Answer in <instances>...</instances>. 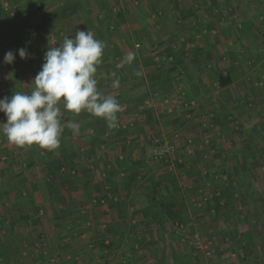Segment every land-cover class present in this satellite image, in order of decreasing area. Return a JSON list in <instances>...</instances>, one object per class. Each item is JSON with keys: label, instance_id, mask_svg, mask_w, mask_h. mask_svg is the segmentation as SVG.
<instances>
[{"label": "rangeland", "instance_id": "rangeland-1", "mask_svg": "<svg viewBox=\"0 0 264 264\" xmlns=\"http://www.w3.org/2000/svg\"><path fill=\"white\" fill-rule=\"evenodd\" d=\"M2 5L4 13L1 18L24 35L15 32L9 36L10 41L6 37L0 40V74L4 76L3 82L9 81L7 83L9 85L6 86L7 91L1 92L0 88V98L10 97L15 91L30 92L33 87L30 84L39 71L37 64L39 53L36 51L35 42L28 41V37L25 36L31 31L38 33L39 30L46 32L51 29L52 32H47L54 35V41L50 46L62 43L66 35L73 38L76 31H91L96 39L106 44L102 62L97 66L95 74L98 89L105 95L116 97L119 103L128 102L129 99L134 105L139 99L135 100L136 96H133L135 82L139 81L140 86L136 91L142 90L140 98L142 96L146 101L150 98L147 96L148 93H143V90L145 88L153 90L152 82L156 80L160 82L166 77V73L159 70L155 72L158 77L153 78L154 81L150 78V75L154 74V68L151 66L154 62L153 58L156 61L158 58L162 60V57L163 59L169 57L168 67H172L171 71H168L169 75L175 71L176 77L181 79L183 70L178 68L177 64L182 66V56L185 55L182 43L190 33L187 24L195 22L199 26L206 27L211 23L213 28L218 29V33L219 29H222L220 32L222 36L219 37L221 41L216 47L224 52L227 59L232 55L236 58L234 64L240 74L237 79L246 80L253 95H249L250 100L247 104L242 103L243 109H240L236 117L234 116L232 120L228 118L232 124L219 127L215 122L213 127L205 128L203 135H198L199 138L189 137L190 142L176 144L175 155L179 159L180 151L185 147L184 156L187 159H184L182 154L184 167L176 174H169L165 179L167 182L175 179L179 184L180 205L182 215L187 218L186 223H182V227L173 226L170 222L158 226L145 224L138 219L133 223L131 218L126 225L124 224L125 230L136 232L140 228L141 232L137 231V235H141L142 238L149 232V225H153L156 229L159 236L158 247L154 253L149 254L146 253L147 243L142 245L134 238L125 243L126 249L123 253L113 252L117 251V244L111 248L113 253H106L105 250L108 248L104 245L110 244L112 239L105 237L107 227L103 224L104 221H98L95 224L96 236L98 239L102 237V242H98L96 237L95 243L86 244L82 254L87 253V256H82L79 260L83 259L88 262L86 264H264V0H4ZM62 6H75L68 21H58L57 10ZM45 8L50 12L57 8V13L47 14L44 12ZM28 28L33 29L29 31ZM58 30L61 31L59 35ZM208 32L205 30L201 32V28L196 32L197 38L204 44L211 40L210 36L207 37ZM17 40L27 48L29 58L19 57L20 48L14 45V41ZM9 50L16 53L13 64L3 62L4 55ZM128 54H134L131 63L124 62ZM206 65L210 67L211 62ZM137 72L142 74L137 76ZM146 78L147 81L144 80ZM171 78L167 83L172 86L171 89L175 90L178 87L177 91L185 88L190 93L195 91L185 82L181 86L180 80L178 83L172 75ZM131 89L133 91H130ZM127 93H130L129 96ZM192 98L195 97L192 95ZM60 107L62 123L66 125L67 116L71 111L64 110L62 104ZM209 111L206 116L210 114L216 116L215 109L212 110L213 112ZM251 111L254 115L250 119L252 122L249 123L255 126L241 123V116ZM85 112L82 111L80 116ZM193 112V109L188 111L190 116L187 117L191 118ZM0 120H6L2 112H0ZM135 127L126 134L136 133L139 130L144 136L154 138L162 132L171 130L164 124L163 129L157 124H149L143 129L139 125ZM71 131L70 129L69 132ZM64 132L67 133V130L65 129L61 136V147L70 148L71 135ZM247 133L252 136L250 139L246 137ZM222 138L226 141L231 138L232 142L227 145ZM5 142L6 140L0 143V151L10 152L11 148L8 149L4 145ZM34 146L14 145L13 151L24 155L25 159L20 157L21 160L34 164V158L41 148L35 144ZM59 149L58 147L55 151L57 150L60 155ZM186 152L190 156H187ZM191 155L201 159L192 165ZM207 159L211 161L205 164L201 162ZM10 163L13 164V160ZM174 167H177V164ZM205 170L208 174L204 177ZM13 171H6L0 176V194H4L5 199V196L9 198L8 193H10L19 204L22 201L28 203L29 200L21 193L27 183V177ZM166 171L164 170V173ZM148 181L149 179L144 182ZM169 186L170 190L163 188L160 192L163 199L171 195L170 191L173 192V182ZM216 192L217 195L220 192L223 196L218 210L214 206L212 196ZM253 198L259 205L258 219L249 216ZM78 224L76 229L81 235L87 234V225ZM112 228L115 229L116 226ZM200 245L202 247H199ZM208 251L210 254L207 253ZM27 257L29 256L20 255L14 260L16 264H26ZM5 258L7 257L0 255V264H6Z\"/></svg>", "mask_w": 264, "mask_h": 264}, {"label": "crops", "instance_id": "crops-1", "mask_svg": "<svg viewBox=\"0 0 264 264\" xmlns=\"http://www.w3.org/2000/svg\"><path fill=\"white\" fill-rule=\"evenodd\" d=\"M0 2L3 4L4 0H0ZM56 9L54 8L52 12L46 9L44 12L54 15L58 12ZM1 17L0 40L6 37L10 41L9 36L15 32L23 35L20 30L6 23ZM194 23L187 24L190 33L182 43L185 55L182 56V66L177 64V67L183 70L182 80L176 77L175 71L170 74L178 83L181 82V86L185 82L189 88H194L195 91L190 93L186 88L177 91V87L167 93H153L150 89L145 88L143 93H148L147 96L150 99L147 98L148 100L144 101L142 96L140 98L142 90L141 92L136 91L140 83L138 81L139 85H137L138 83L135 82L137 86L134 85L133 96H136L135 100L139 98L140 101H135L134 105L129 102V99L128 102L120 103L121 111L117 113L118 127L114 129H110L104 119L95 117L88 112L81 116L80 113L73 114L71 112L67 116V122L74 121L79 127L75 131L71 129V132H69V128H64V131L66 129L67 133L71 135L69 142L71 147H68L67 150L68 163L62 161L60 167L57 163L56 168L49 171L45 164L50 158L58 159V156L60 157L57 150H54L51 155L48 150L39 148L40 151L36 154L38 159L34 158V164H31L33 162L27 163L25 160H21L22 157L25 159L23 154L14 153V144L9 143L7 138L0 134V143L6 140L4 145L8 149L11 148L10 152L0 151V176L6 171L12 172V170L16 174L26 176L27 183L21 193L25 199L29 200L28 203L22 201L19 204L10 193H8L9 198L5 196V199L4 194H0V255L7 257L5 258L6 264H16L14 259L20 255L29 256L26 264H86L88 262L79 259L82 256H87V253L82 254L85 245L89 242L95 243L98 239L95 229V224L98 221H104L103 224L107 227L106 235H104L106 238L112 239L110 244L104 245L108 248L105 250L106 253H123L126 249L125 243L130 242L131 238L138 239L139 243L145 238L148 248L146 253L155 252L159 236L153 225H149V232L143 238L141 235H137L140 228L136 232L135 230L130 232L129 229L125 230V225L131 218L133 223H136L138 219L145 224L158 225L151 220L152 212L157 210V205L152 203L148 193L154 178L164 180V185H167L168 190L171 189L169 185L173 182V191H181L175 179L167 182L165 178L171 173L176 174L180 168L184 167L183 163L185 162L181 155L183 154L182 156L185 157V147L180 151L181 155L177 153L182 158V162L177 163V167L171 168L153 157L152 138L144 136L139 130L132 134L126 133L131 132L132 128H136L135 125H139L143 129L147 128L149 124H157L160 129H163L162 125L164 124L166 128L171 129L170 132H162L158 135L166 136L175 144L179 142L185 144L191 141L189 137L199 138V134L203 135L202 132L206 130L207 126H203L201 119L206 113L209 114V110L213 112L212 110L215 109L216 112L212 127L215 122L219 127L227 126L228 123L230 125L234 116L236 117L240 109H243L242 105L247 104L250 100L249 95H253L246 80L237 79L240 74L234 64L236 58L232 55L227 59L224 52L216 47L221 41L219 37L222 36L220 33L222 29H219V35L218 29L213 28L211 23H208L206 27ZM199 28H201V32L209 31L207 37L210 36L211 40L205 44L197 38L196 32ZM43 31L40 33L46 36L45 41L51 45L54 35ZM37 34L36 31H31L25 36L28 37V41L32 40L36 44ZM14 45L18 48L24 47L18 40L14 41ZM163 58L162 60L158 58L156 61L153 58L154 62L151 63V66L154 68V73L159 70L171 71L172 67H168L169 57ZM208 62H211L210 67L206 65ZM219 72L229 74L232 83L225 87L221 86L217 79ZM3 77V74H0L1 92L7 91L6 86L9 85L7 84L9 81H2ZM144 80L147 81V78ZM129 94L127 93L128 96ZM192 95L195 98H192ZM185 100H188L190 105L179 104L180 101ZM129 104L131 105L128 106ZM191 108L194 110V114L188 118V111H191ZM148 111L151 113V117L148 116ZM253 115L251 111V113L241 116L240 122L250 126L249 122H252L250 119L253 118ZM246 137L250 139L252 136L247 133ZM230 139L223 140L229 145L232 142ZM71 153L75 156H72ZM186 155L189 154L186 152ZM136 159H139L141 164H138L134 170L133 162ZM198 159L201 158L191 155L190 162L194 165L198 163ZM12 160L14 165L10 163ZM210 161L211 159L201 160L203 164ZM188 168L190 169L189 166ZM164 170L168 172L164 173ZM65 174L67 177L70 176V182L66 180ZM207 174H203V176L205 177ZM148 179V182H144ZM123 180L125 182H122ZM165 186H162V189L166 188ZM30 205L32 206L30 207ZM78 223L87 225V234L81 235L80 231L76 229ZM112 226H116V228L114 229ZM98 242H102V237L98 239ZM116 244L117 251L111 252V248ZM98 246L100 248V244Z\"/></svg>", "mask_w": 264, "mask_h": 264}, {"label": "clouds", "instance_id": "clouds-1", "mask_svg": "<svg viewBox=\"0 0 264 264\" xmlns=\"http://www.w3.org/2000/svg\"><path fill=\"white\" fill-rule=\"evenodd\" d=\"M105 47V42L89 30L76 31L73 38L66 35L62 43L49 45L41 69L30 84L31 91H15L10 97L0 98V112L6 117L0 121V134L18 147L35 144L54 151L60 146L65 127L74 131L79 127L74 121L62 123L61 104L73 114L86 111L104 119L110 129L118 127L121 104L98 89L95 77ZM18 54L21 59L30 55L26 47L18 49ZM15 59L16 53L9 50L3 62L13 64ZM133 59L134 54H128L124 62Z\"/></svg>", "mask_w": 264, "mask_h": 264}, {"label": "trees", "instance_id": "trees-1", "mask_svg": "<svg viewBox=\"0 0 264 264\" xmlns=\"http://www.w3.org/2000/svg\"><path fill=\"white\" fill-rule=\"evenodd\" d=\"M75 6H62L61 8L58 9V21H63L70 18V16L73 13ZM3 12V7L2 4L0 2V17L2 15ZM90 12V10H89ZM93 12V10L91 11ZM121 16H123V14H121ZM41 31L39 30L37 36L35 37L36 39V51L38 54V59H37V64H38V68L39 70L41 69V65L43 63V56L44 53L47 51V47H49V44L45 41V35L40 33ZM47 32H52V30L48 29ZM61 33L60 30H58V35ZM24 35V34H23ZM43 43H45V45H43ZM47 43V44H46ZM166 72V71H163ZM155 77H158V74H153L150 75V78L153 79ZM171 75H169L168 72H166V77L164 78V80H160V82H152V89L151 92L155 93V92H159V93H167L169 91H171V85L167 83L171 80ZM218 81L220 83L221 86L225 87L228 86L232 83V78L229 74H224L223 72H219L218 73ZM154 81V79H153ZM159 81V80H158ZM149 112V111H148ZM148 116L151 117V113H148ZM66 143V142H65ZM62 143L59 146V150H60V157L58 159H51L48 160V162L45 164V167L47 168V171L56 168V164L58 163V167H60V164H62V161H65L68 163L67 159V147H61ZM71 147V146H70ZM48 153H50L51 155L54 153V151H48ZM49 154V155H50ZM72 154V153H71ZM72 156H75L72 154ZM73 158V157H72ZM138 164H141V161L139 159L134 160L133 162V166L134 170L138 167ZM133 169V168H132ZM137 176V175H136ZM200 176L202 177V174H200ZM55 177V175H54ZM66 180H68L70 182V176H66ZM136 178V177H135ZM156 179V180H154ZM151 188H150V192L148 193V196L150 197V199L152 200V203L157 205V210H155L154 212H152V221L156 222L159 226L165 224L166 222H170L173 226L176 225V223H186L187 218H185V216H183V212H182V208L180 207V199L179 196L181 194V192L179 190L177 191H173V193H171V195L168 196V198L163 199V197L160 195V192L162 190V186H165L164 184V180H161L159 178H154ZM167 189V186H165ZM213 196V201H214V206H216V209L218 210L221 206V199H222V194L219 192V194L217 195L216 193L212 194ZM253 203L251 205V210H250V218L252 219H258L259 218V208L257 205L258 201L253 198L252 199ZM140 244L145 245L146 241L142 240L140 241ZM158 263V262H157ZM155 264V263H153Z\"/></svg>", "mask_w": 264, "mask_h": 264}, {"label": "built area", "instance_id": "built-area-1", "mask_svg": "<svg viewBox=\"0 0 264 264\" xmlns=\"http://www.w3.org/2000/svg\"><path fill=\"white\" fill-rule=\"evenodd\" d=\"M139 46V44H138ZM180 105H190L188 100L180 101ZM194 104V102H191ZM214 114H210L209 116H202V124L203 126L210 127L212 126ZM151 152L155 160L167 164L169 167L173 168L175 164L181 163L182 160L175 155L177 152V145L169 140L166 136L156 135L154 138L151 139ZM204 175L207 174L205 170ZM219 194V193H218ZM207 199V197H206ZM182 227V223H176V226ZM199 247H202L201 245ZM210 254V251L207 252Z\"/></svg>", "mask_w": 264, "mask_h": 264}]
</instances>
